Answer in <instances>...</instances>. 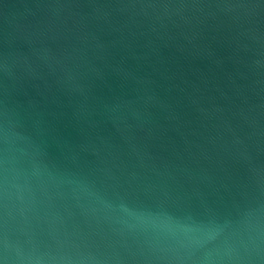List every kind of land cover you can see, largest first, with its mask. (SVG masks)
<instances>
[{"label":"water","instance_id":"obj_1","mask_svg":"<svg viewBox=\"0 0 264 264\" xmlns=\"http://www.w3.org/2000/svg\"><path fill=\"white\" fill-rule=\"evenodd\" d=\"M0 264H264V0H0Z\"/></svg>","mask_w":264,"mask_h":264}]
</instances>
